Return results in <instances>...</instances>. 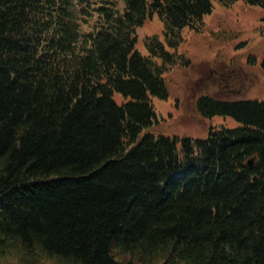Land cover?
Segmentation results:
<instances>
[{"label":"trees","instance_id":"obj_1","mask_svg":"<svg viewBox=\"0 0 264 264\" xmlns=\"http://www.w3.org/2000/svg\"><path fill=\"white\" fill-rule=\"evenodd\" d=\"M214 1L0 0V262L264 264V99L200 95L239 122L202 137L143 130L191 59L136 27L175 47Z\"/></svg>","mask_w":264,"mask_h":264},{"label":"rangeland","instance_id":"obj_2","mask_svg":"<svg viewBox=\"0 0 264 264\" xmlns=\"http://www.w3.org/2000/svg\"><path fill=\"white\" fill-rule=\"evenodd\" d=\"M150 35H157L166 49L186 55L191 63L164 73L166 97L150 93L156 119L144 131L197 137L206 135L212 124H239L227 114L201 116L196 100L202 94L264 99V5H251L244 0L229 4L214 1L200 25L181 29L182 40L175 47L167 43L163 21L154 14L136 27L135 49L141 54H148L144 38ZM113 97L119 103L125 98L119 91H114ZM2 260L0 264H12Z\"/></svg>","mask_w":264,"mask_h":264},{"label":"water","instance_id":"obj_3","mask_svg":"<svg viewBox=\"0 0 264 264\" xmlns=\"http://www.w3.org/2000/svg\"><path fill=\"white\" fill-rule=\"evenodd\" d=\"M248 162H249V164H251V160H249Z\"/></svg>","mask_w":264,"mask_h":264}]
</instances>
